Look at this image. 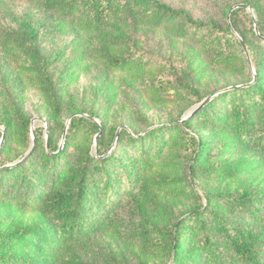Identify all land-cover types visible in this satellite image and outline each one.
<instances>
[{
  "label": "trees",
  "instance_id": "trees-1",
  "mask_svg": "<svg viewBox=\"0 0 264 264\" xmlns=\"http://www.w3.org/2000/svg\"><path fill=\"white\" fill-rule=\"evenodd\" d=\"M18 2L47 15L48 21L33 24L26 20L20 22L18 30H0V47L18 66L23 81L49 100L53 120L61 116L64 85L75 80L89 62L107 73L121 75L156 104L170 100L176 85L167 62L152 59L138 49L131 28L162 31L171 39L189 42L204 57L205 66L248 78L209 95L183 122L169 121L140 135L122 129L117 148L107 156L102 137L99 155L91 151L99 124L77 115L74 109L63 147L50 138L48 149L40 148L42 134L35 129L36 146L6 166L10 160L3 156H8L9 147L4 141L0 147V196L25 213H45L48 222L0 226V264H87L79 259L76 244L109 227L117 235L123 234L122 222L109 219L110 206L126 199L138 213L143 203L157 206V200L163 198L191 203L170 226L153 228L159 235L154 246L159 247L163 261L264 264L262 0H243L242 4L253 8L258 16L260 34L252 32L258 45L242 35L254 62V77L232 27L196 20L186 10L163 0H0V10ZM246 10L236 7L231 11L234 27ZM41 25L47 34L69 29L75 34L77 54L59 71L49 67H56L61 59L45 60L41 56L37 45ZM177 82L186 92L198 95L193 87ZM0 124L7 127L2 117ZM30 124L28 118L20 117L17 137L25 147L32 140ZM198 126L209 134L199 132ZM115 136L112 131L110 143ZM207 136H213L218 144H210ZM229 153L240 160L219 174L226 189L206 194L203 203L196 182L208 169L205 163ZM219 208L236 219L224 217Z\"/></svg>",
  "mask_w": 264,
  "mask_h": 264
},
{
  "label": "rangeland",
  "instance_id": "rangeland-1",
  "mask_svg": "<svg viewBox=\"0 0 264 264\" xmlns=\"http://www.w3.org/2000/svg\"><path fill=\"white\" fill-rule=\"evenodd\" d=\"M163 1L176 9L186 10L196 20L213 21L221 26L227 24L232 27L233 35L242 42L246 60L254 77V62L242 40L243 35L251 44L258 45L252 34V32L260 34L258 16L253 8L247 6L246 12L237 18L234 27L231 11L242 5L243 0ZM262 2L264 5V0ZM26 20L36 24L47 23L48 18L26 3L7 4L0 10L1 33L10 29L18 30L20 22ZM39 30L40 38L37 45L41 56L45 60L61 59L56 61V67H49L59 71L77 54L75 34L71 29L62 34H47L42 25L39 26ZM131 30L138 49L146 51L152 59L167 62L168 73L176 89L171 90L170 100L166 104L154 103L149 95L121 75L107 73L101 66L89 62L85 63V69L75 80L64 85L61 116L53 120L49 100L44 99L23 81L16 69L18 66L0 47V118L7 121V127L0 124L2 133L0 147L7 141L9 154L3 158L10 161L6 166L15 164L21 155L28 154L36 146L35 129L42 134L43 141L38 145L40 148L48 149L50 138L55 145L63 147L73 109L79 112L77 115L93 119L99 124L100 131L92 138L91 151L99 155V140L102 137V148L108 149L104 156H107L117 148L122 129H127L133 135H140L151 127L169 121L183 122L195 113L209 95L227 86L245 82L248 78L205 66L204 57L197 54L195 47L189 42L171 39L162 31L133 28ZM87 51L90 52L91 49L87 48ZM177 80L196 89L198 95L186 92L179 86ZM20 117H26L31 122L32 140L28 147H25L17 137ZM197 130L202 134H209V130L200 126ZM82 131L83 129L79 134H82ZM112 131H115L117 136L110 143ZM206 139L212 145L218 144L213 136H207ZM239 160L237 155L229 153L205 163L208 169L196 182L203 203H206V194H218L226 189V184L221 181L219 174L223 169H227L229 164ZM157 203V206L143 203V209L138 213L132 211L126 199L117 202L115 206H110L109 219L122 222L123 234L117 235L111 227L94 232L90 238L76 244L79 259L87 264H169V261L165 262L159 258V247L154 246L159 235L153 228L170 226L191 207V203L167 198L157 200ZM219 212L226 218L236 219L222 208H219ZM46 222L48 217L45 213H25L0 196L1 227L34 226Z\"/></svg>",
  "mask_w": 264,
  "mask_h": 264
},
{
  "label": "water",
  "instance_id": "water-1",
  "mask_svg": "<svg viewBox=\"0 0 264 264\" xmlns=\"http://www.w3.org/2000/svg\"><path fill=\"white\" fill-rule=\"evenodd\" d=\"M238 7H247L246 5H239Z\"/></svg>",
  "mask_w": 264,
  "mask_h": 264
}]
</instances>
